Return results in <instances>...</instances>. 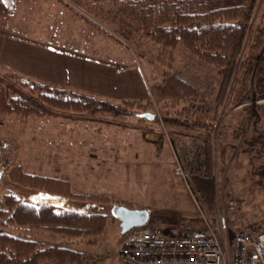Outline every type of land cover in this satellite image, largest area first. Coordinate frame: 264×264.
Segmentation results:
<instances>
[{
	"label": "rangeland",
	"instance_id": "1",
	"mask_svg": "<svg viewBox=\"0 0 264 264\" xmlns=\"http://www.w3.org/2000/svg\"><path fill=\"white\" fill-rule=\"evenodd\" d=\"M171 1L175 0H145L131 6L129 0H63L62 3L17 0L13 12L0 16V26L5 24L4 28L20 35L45 41L59 52L109 63L117 75L115 79L123 76L120 72H129L128 69H136L138 74L134 91L137 97L133 98L136 104H123L116 114L91 115L46 106L42 107L46 113L43 117L18 118L14 114L0 113V197L12 193L21 201L51 204L56 210L105 214L98 233L74 236L33 229L31 234L39 243L79 250L96 257L98 264H120L116 251L122 236L120 220L112 213L114 204L146 209L149 211L147 223L165 229L201 226L203 213L212 225L222 223L224 236L229 238L238 226L264 221V190L249 173L248 163V155L261 146L247 141L255 133L253 126L257 117H245L247 111L256 108L260 115L256 126L264 131V92L254 86V78H248L243 68H235L223 101L215 109L221 80L216 69L190 54L182 44L160 55L159 47L141 35L143 29L156 23L167 24V4ZM263 11L264 0H257L254 27ZM79 15L93 21L99 29L85 23ZM241 63L240 57L237 64ZM163 72L190 86L197 94L193 97L196 99L190 97L184 102L178 97H163L162 90L161 96L155 89L150 91L152 85L162 82ZM4 75V70H0V84L23 94ZM124 86L132 90L131 84ZM174 90L169 93L173 95ZM143 111L153 113L154 118L141 116ZM191 120L214 122V128L183 124ZM229 122H233L234 132L242 135L237 141L231 140L226 130H221ZM199 130L205 132L208 139L202 146L204 162L207 144H212L215 150L216 147L225 150L222 160L216 151L214 153L212 207L199 193L194 177L188 189L173 173L179 144L185 140L197 141ZM184 135L191 138L183 139ZM14 164L20 165L24 172L70 179L73 187L66 181L73 196L47 193L9 179L7 172ZM230 197L238 201L233 212L226 209ZM160 210L176 213L183 221L177 224L151 222L150 219H155L154 213ZM226 221H229L227 228ZM261 224L264 225L257 223ZM7 230L19 233L16 227Z\"/></svg>",
	"mask_w": 264,
	"mask_h": 264
},
{
	"label": "trees",
	"instance_id": "2",
	"mask_svg": "<svg viewBox=\"0 0 264 264\" xmlns=\"http://www.w3.org/2000/svg\"><path fill=\"white\" fill-rule=\"evenodd\" d=\"M58 1L63 2V0ZM143 1L145 0H129V5H138V2L142 3ZM256 1H171L167 4L169 12V17L165 22L167 24L156 23L152 27L143 29L141 35L148 37L159 47L160 55L166 51H172L178 44H182L190 54L213 66L221 77L218 94L215 97V109H217L223 101V94L228 89L235 68L239 70L243 68L248 78H254V86L262 93L264 92V11L259 17L258 25L254 27L252 20ZM64 5L68 7V4ZM16 6L17 0H0V16L13 12ZM79 16L91 27L99 29L90 19L83 15ZM246 48H248V52H245ZM240 57L241 65L237 64ZM4 72V77L14 82L23 94L0 84V113L14 114L18 118L43 117L46 115L42 108L44 106L57 111L92 115L96 113L116 114L121 105L136 104L133 99L124 98L115 102L83 90L66 88L46 80L34 79L13 70ZM173 88L176 90L172 95L169 92ZM154 89L159 92V96H161L162 90L165 94L163 97H178L184 102H188L190 97L194 100L196 98L193 97L197 96L190 86L175 79L169 72H163L162 82L152 85L150 91L153 92ZM183 108L188 110L187 107ZM255 109L253 107L245 113V117L250 115L257 117L254 122L256 123L255 127L253 126L255 133L251 134L247 141L261 144L259 148L248 155L249 173L255 178V182L262 185L264 190V131H259L256 126L260 122V115ZM144 112L148 111H143L140 115L142 116ZM183 124L187 127L214 128V122L206 120L205 122L200 120L185 121ZM223 129L226 130L231 140L237 141L242 136L234 132L233 122L223 125L221 130ZM215 151L217 157L220 159L222 156L224 157L225 150L217 147L215 150L212 144H207L205 162L203 161L205 169L202 174L194 176L199 193L211 207L214 204ZM225 156L227 159V155ZM7 174L9 179L23 183L22 185L60 196H73L68 189L66 180L24 172L17 164L12 165ZM153 216L155 219L150 220L154 223L177 224L179 221H183L182 216L168 210L156 211ZM104 220L105 214L103 213H86L68 209L56 210L51 204L34 205L21 201L12 193L2 194L0 197V264H42L49 260H64L66 257L80 261L86 255L84 252L67 246L39 243L31 232L33 229H43L74 236L83 233H98L102 230ZM261 222L264 223V221H252L248 226L253 227ZM14 227L18 229L19 233L7 230V228ZM125 234L121 233L122 238Z\"/></svg>",
	"mask_w": 264,
	"mask_h": 264
},
{
	"label": "built area",
	"instance_id": "3",
	"mask_svg": "<svg viewBox=\"0 0 264 264\" xmlns=\"http://www.w3.org/2000/svg\"><path fill=\"white\" fill-rule=\"evenodd\" d=\"M199 131L197 141L179 144L173 164L174 175L188 189L192 178L205 169L202 146L208 139L205 132ZM237 204L238 201L230 197L226 209L233 212ZM201 220L198 227L165 229L148 223L133 227L121 239L116 257L120 264H264V225L238 226L229 238L224 236L222 223L212 225L203 213ZM228 224L226 221V228ZM42 264H98V259L86 254L80 261L67 257Z\"/></svg>",
	"mask_w": 264,
	"mask_h": 264
},
{
	"label": "crops",
	"instance_id": "4",
	"mask_svg": "<svg viewBox=\"0 0 264 264\" xmlns=\"http://www.w3.org/2000/svg\"><path fill=\"white\" fill-rule=\"evenodd\" d=\"M3 26L6 25L1 24L0 26L1 71L13 70L34 79L46 80L66 88H77V90L114 101L137 97L134 92L138 85L136 69L120 72L123 76L115 79L117 75L114 74L113 66L109 63L86 56L80 57L63 50V52H59L51 44L44 43L45 41L33 39L28 35H20L17 31ZM94 60H98V62ZM64 83L71 86L63 85ZM128 84L132 85V90L127 87L125 89L124 85L128 86ZM190 138L189 135L183 137V139ZM165 145L170 151L168 144ZM65 179L73 187L71 180Z\"/></svg>",
	"mask_w": 264,
	"mask_h": 264
},
{
	"label": "water",
	"instance_id": "5",
	"mask_svg": "<svg viewBox=\"0 0 264 264\" xmlns=\"http://www.w3.org/2000/svg\"><path fill=\"white\" fill-rule=\"evenodd\" d=\"M143 117L153 119L154 115L150 112H144ZM0 171V177H1ZM113 215L120 220V233L124 234L129 229L141 226L147 223L149 218V211L146 209H134L124 204L113 205Z\"/></svg>",
	"mask_w": 264,
	"mask_h": 264
}]
</instances>
